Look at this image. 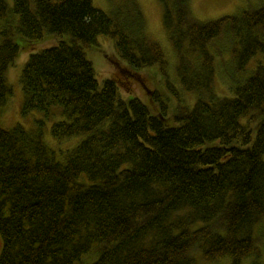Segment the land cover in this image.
Instances as JSON below:
<instances>
[{
	"label": "trees",
	"instance_id": "obj_1",
	"mask_svg": "<svg viewBox=\"0 0 264 264\" xmlns=\"http://www.w3.org/2000/svg\"><path fill=\"white\" fill-rule=\"evenodd\" d=\"M11 1L26 50L57 39L24 65L22 113L47 116L59 107L63 119L51 135L82 139L62 162L43 143L40 127H0V264H86L91 251L98 254L91 264H196L198 254L206 262L228 256L240 264L258 256L253 229L264 223V64L247 77L238 74L257 54L264 58V3L200 22L190 0H159L178 59L176 82L195 96L188 107L166 78L163 49L142 34L137 8L131 6L132 20L118 21L91 0ZM8 11L0 0V18ZM99 35L113 41L130 75L148 73L155 91L144 99L121 97L116 79L99 84L84 53ZM227 36L232 95L220 97L212 50L219 52L216 41ZM20 49L6 33L0 108L11 93L6 72ZM164 94L178 98L173 112L161 103L152 113L148 104Z\"/></svg>",
	"mask_w": 264,
	"mask_h": 264
},
{
	"label": "rangeland",
	"instance_id": "obj_2",
	"mask_svg": "<svg viewBox=\"0 0 264 264\" xmlns=\"http://www.w3.org/2000/svg\"><path fill=\"white\" fill-rule=\"evenodd\" d=\"M5 2L7 3L9 11L5 18H0V43L7 33L11 35L13 41L21 49L18 52L14 64L10 66L6 72V80L11 89V93L0 108V127L3 129H11L18 124L26 130H34L40 127L43 143L54 153L57 160L63 162L64 153L74 147L82 137L58 140L51 135L52 125L63 119L59 107H52L47 116H45L43 112L37 110H32L23 114L24 93L20 82L22 70L28 57L50 46H55L57 44V39H48L39 43H33L32 45L34 46L26 50L24 47L30 44L22 35L16 32L15 28L18 25V17L11 11L12 1L5 0ZM91 3L93 7L103 11L105 14L118 21L122 19H127L128 21L132 20L133 15L131 13V6L132 8L135 7L138 9L141 16L142 34L149 40L159 43L167 60L166 78L170 84L174 86L181 103L191 107L195 98L194 94L183 91L181 86L176 82L175 67L178 63V59L162 24L160 1L130 0L127 2V0H91ZM263 3L264 0H190V10L194 19L200 22H209L224 16L237 15L246 8H257ZM118 7L121 8L120 12L117 11ZM115 13L119 14L116 15ZM216 42L219 52L212 50L215 55L214 58L216 63L212 82L213 90L215 94L220 97H230L232 95V85L226 75L225 66L230 67V69L232 68L233 43L229 36L224 38V40ZM186 48V44L184 43L183 51H185ZM84 53L87 60L92 63L95 77L99 84L109 77L116 79L121 97L132 95L131 97L138 96L144 99L149 93L155 91V86L152 84L148 73L144 71L132 76L130 72H127L125 64L120 61L116 53L113 41L107 36H97L96 44L89 49H85ZM192 60L196 61L197 56L192 54ZM222 60H224V63ZM258 62L264 64V58L261 54H257L252 58L245 72L238 74V76L242 78L247 77ZM156 78L162 81V85L164 86L161 75H156ZM163 86H157V89L159 91H164L162 88L165 87ZM178 98H175L172 94H164L157 102H150L148 104L149 110L152 113L159 112L161 103H164L168 115H171L177 104ZM242 122H244V119H242ZM253 230L260 254L258 256L251 255L244 258L240 264H252L253 261L264 264V223L254 227ZM97 256L98 254L96 252L91 251L89 256L85 257L84 260L86 264H91L97 259ZM196 264H231V259L226 256L215 262H206L201 258V255L198 254L196 256Z\"/></svg>",
	"mask_w": 264,
	"mask_h": 264
}]
</instances>
